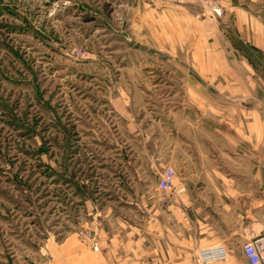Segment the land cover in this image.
Wrapping results in <instances>:
<instances>
[{"label": "rangeland", "instance_id": "obj_1", "mask_svg": "<svg viewBox=\"0 0 264 264\" xmlns=\"http://www.w3.org/2000/svg\"><path fill=\"white\" fill-rule=\"evenodd\" d=\"M232 16L201 0H0V264H61L71 238L98 249L109 208L148 219L168 167L234 171L249 140L264 173V54Z\"/></svg>", "mask_w": 264, "mask_h": 264}, {"label": "crops", "instance_id": "obj_2", "mask_svg": "<svg viewBox=\"0 0 264 264\" xmlns=\"http://www.w3.org/2000/svg\"><path fill=\"white\" fill-rule=\"evenodd\" d=\"M238 37L264 54V0H224ZM248 140V138H247ZM173 144L168 164L178 166ZM255 143L247 141L246 158L234 171L208 172L206 160L197 172H182L170 189L148 190L150 212L128 222L110 210L98 249L73 238L62 245L61 264H194L197 248L225 244L229 258L212 264H250L243 252L248 240L264 250V173H255ZM231 164H233L231 162ZM245 164V171H244ZM188 165V166H187ZM186 169L189 164L185 165ZM240 169V170H239ZM197 213L188 221L186 215ZM108 230V231H107ZM264 264V262L262 263Z\"/></svg>", "mask_w": 264, "mask_h": 264}, {"label": "built area", "instance_id": "obj_3", "mask_svg": "<svg viewBox=\"0 0 264 264\" xmlns=\"http://www.w3.org/2000/svg\"><path fill=\"white\" fill-rule=\"evenodd\" d=\"M201 1L216 16L222 17L223 15H225L226 5L224 4V0ZM175 178V170L172 167L166 168L159 180V187L164 190L172 188ZM87 235L90 236V233H88ZM94 246L95 248H98V244L96 242L94 243ZM243 252L250 264H262L264 262V250L259 243V240H248L247 242H245L243 245ZM229 255L230 253L228 247L225 244H218L197 249L196 258L198 264H212L227 260L229 258Z\"/></svg>", "mask_w": 264, "mask_h": 264}]
</instances>
